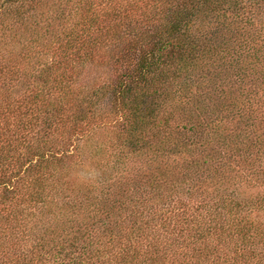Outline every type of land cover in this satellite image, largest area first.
Masks as SVG:
<instances>
[{
    "label": "trees",
    "instance_id": "trees-1",
    "mask_svg": "<svg viewBox=\"0 0 264 264\" xmlns=\"http://www.w3.org/2000/svg\"><path fill=\"white\" fill-rule=\"evenodd\" d=\"M262 126L264 0H0V264H264Z\"/></svg>",
    "mask_w": 264,
    "mask_h": 264
},
{
    "label": "rangeland",
    "instance_id": "rangeland-1",
    "mask_svg": "<svg viewBox=\"0 0 264 264\" xmlns=\"http://www.w3.org/2000/svg\"><path fill=\"white\" fill-rule=\"evenodd\" d=\"M231 77H234L233 80L238 79V75L236 73L232 74ZM219 102V101H218ZM109 108V104H106ZM227 106V105H226ZM262 128L264 129V126H262ZM234 129H237V122H233V121H226L223 124V127L220 129L219 133L221 134V136L223 135H227L231 132L234 131ZM253 140H258L257 138H252ZM259 163L256 164V168L259 170L260 167H258ZM242 167H245V172L247 174L246 169L251 168V166L249 165H241ZM229 179H226L225 181V187H227V189L234 191L235 193H242L245 195H251L252 197L258 194H263L264 193V178H248L246 175L243 177H232L230 179V177H228ZM237 179V181H236ZM155 202V200H154Z\"/></svg>",
    "mask_w": 264,
    "mask_h": 264
}]
</instances>
